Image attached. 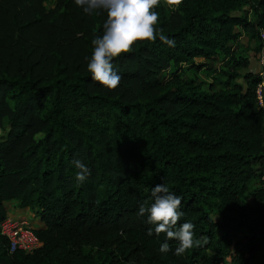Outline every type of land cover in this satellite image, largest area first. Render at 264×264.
Returning a JSON list of instances; mask_svg holds the SVG:
<instances>
[{
    "label": "trees",
    "instance_id": "1",
    "mask_svg": "<svg viewBox=\"0 0 264 264\" xmlns=\"http://www.w3.org/2000/svg\"><path fill=\"white\" fill-rule=\"evenodd\" d=\"M47 1L0 0V222L28 218L40 241L8 253L0 234V264H264V66L245 70L238 39L257 51L264 0H162L175 46L114 58L111 91L87 69L106 13ZM161 183L203 238L182 255L139 214Z\"/></svg>",
    "mask_w": 264,
    "mask_h": 264
},
{
    "label": "clouds",
    "instance_id": "2",
    "mask_svg": "<svg viewBox=\"0 0 264 264\" xmlns=\"http://www.w3.org/2000/svg\"><path fill=\"white\" fill-rule=\"evenodd\" d=\"M76 6L91 15L106 13L103 24V34L94 38V46L87 69L91 79L108 90L116 89L121 77L113 68V59L121 54L129 53L138 42L154 43L157 38L169 47L175 46V41L164 35L163 28H158L160 14L156 9L162 0H74ZM183 0H163L171 11H176ZM79 169L76 173L77 182L85 181L90 175V169L80 160L73 161ZM154 202L150 207L143 205L139 214L147 213V222L155 226V233L166 234L168 240H176L179 247L176 255H182L186 250L201 245V240H194V225L191 222L180 223L183 212L180 211L182 198L169 191L164 184H157L151 192ZM149 235L152 229H149ZM162 253L170 250L167 242L161 244Z\"/></svg>",
    "mask_w": 264,
    "mask_h": 264
},
{
    "label": "built area",
    "instance_id": "3",
    "mask_svg": "<svg viewBox=\"0 0 264 264\" xmlns=\"http://www.w3.org/2000/svg\"><path fill=\"white\" fill-rule=\"evenodd\" d=\"M258 49L255 52V58L260 66L259 74H262V67L264 66V21L257 29ZM255 96L259 105H262L261 83L255 87ZM261 179L262 190V207L264 210V175ZM264 228V220H263ZM0 234L7 240V252L21 251L23 253H31L39 245L40 241L31 230L30 224L26 219H9L4 218L0 222ZM264 242V240H263Z\"/></svg>",
    "mask_w": 264,
    "mask_h": 264
},
{
    "label": "crops",
    "instance_id": "4",
    "mask_svg": "<svg viewBox=\"0 0 264 264\" xmlns=\"http://www.w3.org/2000/svg\"><path fill=\"white\" fill-rule=\"evenodd\" d=\"M240 37H243L244 40L240 41ZM239 41H240L242 44H244V45L247 46L246 53H247V55H248L249 64H248L247 69H245V70H248V71L253 72V73H258V72H259V69H260V66H259V64L257 63L256 58H255V52H256V50H255V42H254V40H249L244 34H240V35H239ZM251 64H254L253 67H256V69H254V70L251 69V68H250V65H251ZM251 67H252V66H251ZM239 79H240V78H239ZM239 79H238V80H239Z\"/></svg>",
    "mask_w": 264,
    "mask_h": 264
},
{
    "label": "rangeland",
    "instance_id": "5",
    "mask_svg": "<svg viewBox=\"0 0 264 264\" xmlns=\"http://www.w3.org/2000/svg\"><path fill=\"white\" fill-rule=\"evenodd\" d=\"M54 2H55V0H48V1L45 3V8H51V7H53ZM235 30H236V29H235ZM238 39H239V37H238ZM242 40H244V38H243V37H240V41H242ZM251 66H252V67H251ZM253 66H254V64H251V65H250V68L253 69V70L256 69V67H253ZM199 76H200L202 79L205 78L203 74H200ZM206 80H207V79H206ZM237 81L241 82L240 79L237 80ZM5 128H6V127H5ZM4 132H5V129H0V137H3ZM24 219H26L27 222L29 223V219H28V218H24ZM260 254H263V255H264V248H261Z\"/></svg>",
    "mask_w": 264,
    "mask_h": 264
}]
</instances>
